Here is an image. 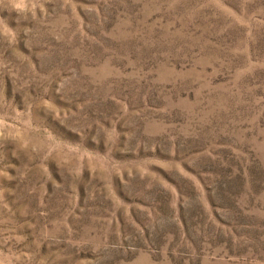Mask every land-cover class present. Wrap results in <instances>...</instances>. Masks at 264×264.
<instances>
[{
    "label": "rangeland",
    "instance_id": "1",
    "mask_svg": "<svg viewBox=\"0 0 264 264\" xmlns=\"http://www.w3.org/2000/svg\"><path fill=\"white\" fill-rule=\"evenodd\" d=\"M0 264H264V0H0Z\"/></svg>",
    "mask_w": 264,
    "mask_h": 264
}]
</instances>
